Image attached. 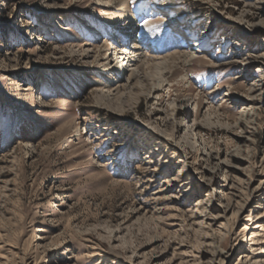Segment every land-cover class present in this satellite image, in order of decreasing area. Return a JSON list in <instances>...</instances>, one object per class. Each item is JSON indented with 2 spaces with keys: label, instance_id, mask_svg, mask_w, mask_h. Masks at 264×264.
<instances>
[{
  "label": "rangeland",
  "instance_id": "374dc122",
  "mask_svg": "<svg viewBox=\"0 0 264 264\" xmlns=\"http://www.w3.org/2000/svg\"><path fill=\"white\" fill-rule=\"evenodd\" d=\"M109 1L0 0V264L264 261V0H132L200 63L118 101Z\"/></svg>",
  "mask_w": 264,
  "mask_h": 264
},
{
  "label": "bare ground",
  "instance_id": "6f19581e",
  "mask_svg": "<svg viewBox=\"0 0 264 264\" xmlns=\"http://www.w3.org/2000/svg\"><path fill=\"white\" fill-rule=\"evenodd\" d=\"M155 1L157 0H146L145 2H151L152 5H154ZM108 3L109 4L106 5L104 4V13L111 17L113 21H101H103L105 27L111 31V39H115V45H117L113 48L111 47L112 45L110 46L108 43L104 44L100 48V52H97L96 55H93L92 53L94 52L86 47L92 45L90 42H83L80 45L82 54L85 58H95L92 63V68L103 74V78H107L108 75L111 76V80H107V84L99 81L101 84L100 86L105 88L104 92H106V96H108L107 98H109V100L118 101L129 99L132 92L138 91V86L141 87L147 84L148 78L154 69L166 71L169 68L173 69V67L180 66L186 68L188 65L200 63V61L197 60L199 57L196 53L198 46L194 47V45H189L187 47H182L180 45L181 41H177L180 38L178 39L177 36H172V33H177V30L170 27L166 29V26L163 27L165 23L162 21L163 19L160 22L154 21L153 24L149 23V26L154 25V29L145 30V32L142 31L144 26L141 28L138 24V30H141L142 36L132 44V39L134 38H132V33L130 32L132 29L138 28L136 24L137 21H135L134 15L131 13L134 2H132V0H110ZM174 4L175 3H172V1H168L167 3L168 6H174ZM171 22L175 24L176 20H171ZM165 29L167 31H165ZM171 30H173L172 33L170 32ZM93 31L95 32L91 33L93 37L101 35V33H98L95 29ZM154 31L158 33L154 34ZM161 31H165V34H162L164 38H162L160 43L157 38ZM118 32H122L126 40H122L121 42L120 37L118 39L115 35ZM187 38L188 40H192L190 37ZM184 39H186V37ZM153 42H155V44L158 42L155 47L157 48L156 50H154L155 48L151 45ZM121 76H125V78L122 79L123 77ZM165 77L166 76L159 81L158 85L155 87V92L160 91L165 86ZM149 97L155 98L153 91L149 94ZM263 183L264 182H262V184ZM261 188H264V186ZM243 256L244 260L241 261V264H264L262 259L250 258L247 255Z\"/></svg>",
  "mask_w": 264,
  "mask_h": 264
}]
</instances>
